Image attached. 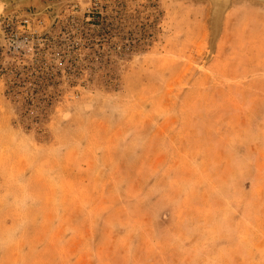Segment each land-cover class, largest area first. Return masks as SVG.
<instances>
[{
  "label": "rangeland",
  "instance_id": "obj_1",
  "mask_svg": "<svg viewBox=\"0 0 264 264\" xmlns=\"http://www.w3.org/2000/svg\"><path fill=\"white\" fill-rule=\"evenodd\" d=\"M31 1L0 0V264H264V0Z\"/></svg>",
  "mask_w": 264,
  "mask_h": 264
},
{
  "label": "trees",
  "instance_id": "obj_2",
  "mask_svg": "<svg viewBox=\"0 0 264 264\" xmlns=\"http://www.w3.org/2000/svg\"><path fill=\"white\" fill-rule=\"evenodd\" d=\"M99 11H97L98 13ZM96 13V12H95ZM93 13L91 23L98 22L100 16ZM89 16V15H86ZM110 17V16H108ZM107 18V17H106ZM103 30H98V36L104 37V34L102 33ZM112 62L110 59L108 60V64ZM110 65V64H109ZM108 65V66H109ZM112 67H109L105 73H103V76H105L109 81V83H112L116 77L114 71L111 70ZM82 70V69H81ZM81 70H78L76 73L68 72L67 73V79L69 80V83L66 86L59 87V84L57 83H37L35 86L30 88L28 90L29 95L26 97V100L23 102H20L19 109H25V110H34L35 115L33 117H26L23 114L21 116H24L21 121L23 123L27 122L26 128L31 129L32 125H35V130L40 135L43 132V129L40 127L39 123H41L45 118H47V115L50 113L51 108L53 105L58 101V99L65 95L68 88L75 86L78 79L81 78L83 75H87L86 81L90 82L93 81L95 77L98 76L99 71H93V72H81ZM63 73L61 71H51L47 76H45V79L48 80H54V79H62Z\"/></svg>",
  "mask_w": 264,
  "mask_h": 264
},
{
  "label": "crops",
  "instance_id": "obj_3",
  "mask_svg": "<svg viewBox=\"0 0 264 264\" xmlns=\"http://www.w3.org/2000/svg\"><path fill=\"white\" fill-rule=\"evenodd\" d=\"M31 2L37 3V5H38V4H40L41 0H32Z\"/></svg>",
  "mask_w": 264,
  "mask_h": 264
}]
</instances>
